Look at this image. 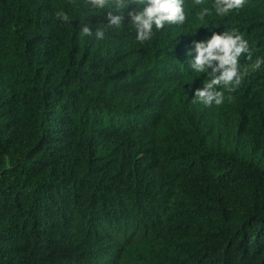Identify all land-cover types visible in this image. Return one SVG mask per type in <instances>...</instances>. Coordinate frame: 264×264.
<instances>
[{
	"label": "trees",
	"instance_id": "trees-1",
	"mask_svg": "<svg viewBox=\"0 0 264 264\" xmlns=\"http://www.w3.org/2000/svg\"><path fill=\"white\" fill-rule=\"evenodd\" d=\"M143 7L0 0V264H264V0L139 42ZM233 29L252 59L206 106L195 46Z\"/></svg>",
	"mask_w": 264,
	"mask_h": 264
},
{
	"label": "clouds",
	"instance_id": "clouds-1",
	"mask_svg": "<svg viewBox=\"0 0 264 264\" xmlns=\"http://www.w3.org/2000/svg\"><path fill=\"white\" fill-rule=\"evenodd\" d=\"M195 4L200 5L204 0H194ZM91 10H103L113 3L118 12L128 8L130 5L144 6L143 11L129 12L132 24L136 30V39L139 42L151 39L153 24L157 30L163 29L165 23L182 24L185 19L183 8L184 0H86ZM245 5V0H215V11L217 15L224 16L233 10H239ZM207 8L202 9L199 18L203 20L209 15ZM55 19L62 22H69L70 17L65 11L55 12ZM122 15L108 16V27H120L122 24ZM80 32L84 36L91 37L93 32L88 25H82ZM105 29L98 28L95 31L97 39H103ZM196 56L191 61V67L195 72L205 73L208 68H212L208 80L201 89H197L194 97L203 102L206 106L213 103L220 105L224 102L225 96L223 91L217 90L223 86L228 91H233L242 83L243 76L238 67V62L242 54L248 53V59L251 60V53L248 41L238 33L236 29L225 35L214 34L206 44L201 42L195 46ZM191 56V52L188 53ZM216 64L213 67V64ZM264 64V59H257L252 65V71L258 70ZM220 75L216 76L215 73ZM231 99V97H229Z\"/></svg>",
	"mask_w": 264,
	"mask_h": 264
}]
</instances>
